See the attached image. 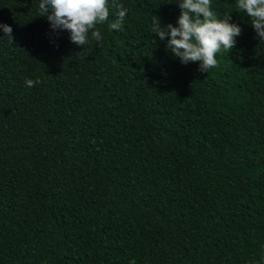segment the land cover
<instances>
[{
  "label": "trees",
  "instance_id": "1",
  "mask_svg": "<svg viewBox=\"0 0 264 264\" xmlns=\"http://www.w3.org/2000/svg\"><path fill=\"white\" fill-rule=\"evenodd\" d=\"M171 2L120 0L81 46L0 0V264H264V41L212 0L241 35L184 65L150 31Z\"/></svg>",
  "mask_w": 264,
  "mask_h": 264
},
{
  "label": "clouds",
  "instance_id": "2",
  "mask_svg": "<svg viewBox=\"0 0 264 264\" xmlns=\"http://www.w3.org/2000/svg\"><path fill=\"white\" fill-rule=\"evenodd\" d=\"M180 8L176 24L163 25L157 16L150 31L165 45L175 58L187 65L199 62V70L208 72L218 67L217 54L231 51L241 35L239 24L232 22V13L218 16L212 9V0H172ZM171 2V3H172ZM237 12L245 13L260 41H264V0H236ZM39 15L46 16L53 31H67L72 43L85 46L90 39L102 42L98 26L108 24L110 30H123L127 9L120 0H39ZM114 10L115 18L110 20ZM0 38L14 41L11 25L0 21ZM40 81L27 79V87ZM129 264H136L135 259Z\"/></svg>",
  "mask_w": 264,
  "mask_h": 264
}]
</instances>
